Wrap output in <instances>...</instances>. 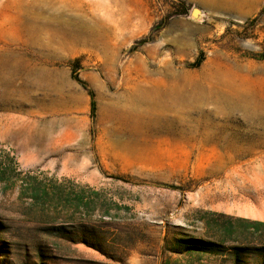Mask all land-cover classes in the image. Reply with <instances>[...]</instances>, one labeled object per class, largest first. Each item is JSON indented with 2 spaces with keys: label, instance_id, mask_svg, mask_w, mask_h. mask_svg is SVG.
<instances>
[{
  "label": "rangeland",
  "instance_id": "rangeland-1",
  "mask_svg": "<svg viewBox=\"0 0 264 264\" xmlns=\"http://www.w3.org/2000/svg\"><path fill=\"white\" fill-rule=\"evenodd\" d=\"M0 67V264H226L175 242L261 207L264 0H0Z\"/></svg>",
  "mask_w": 264,
  "mask_h": 264
},
{
  "label": "trees",
  "instance_id": "trees-1",
  "mask_svg": "<svg viewBox=\"0 0 264 264\" xmlns=\"http://www.w3.org/2000/svg\"><path fill=\"white\" fill-rule=\"evenodd\" d=\"M31 198L35 199L36 194ZM199 221L204 230L202 237L178 239L176 254L190 259H218L226 264H264L263 222L213 213L204 214Z\"/></svg>",
  "mask_w": 264,
  "mask_h": 264
},
{
  "label": "crops",
  "instance_id": "crops-1",
  "mask_svg": "<svg viewBox=\"0 0 264 264\" xmlns=\"http://www.w3.org/2000/svg\"><path fill=\"white\" fill-rule=\"evenodd\" d=\"M239 217L264 223V196L261 202V207L248 208L247 213L241 214Z\"/></svg>",
  "mask_w": 264,
  "mask_h": 264
},
{
  "label": "bare ground",
  "instance_id": "bare-ground-1",
  "mask_svg": "<svg viewBox=\"0 0 264 264\" xmlns=\"http://www.w3.org/2000/svg\"><path fill=\"white\" fill-rule=\"evenodd\" d=\"M35 7V6H34ZM21 8H23V5L22 6H19V9H18V11H19V13H29V14H33L34 12H35V9L33 8V6L32 5H30V4H25V8L24 9H21ZM17 11V12H18ZM49 12V11H48ZM42 13V12H41ZM58 13V12H57ZM53 14V13H52ZM63 14V13H62ZM60 16H62V15H60ZM66 16V15H65ZM68 17V16H67ZM69 18V17H68ZM58 19H60L59 17H58ZM57 19V20H58ZM61 19H63V16L61 17ZM33 22V21H32ZM34 24H35V26L36 25H38V23H36V22H33V23H31V25H29V27L31 28V29H33L34 31L36 30L37 31V26L35 27L34 26ZM2 56V55H1ZM5 56V55H4ZM6 57V56H5ZM10 57H11V55H10ZM10 59V58H9ZM15 59V58H14ZM4 61H5V59H4ZM10 62H11V59H10ZM14 62V61H13ZM3 63V62H2ZM12 63V62H11ZM16 63V62H15ZM15 63H14V65H15ZM2 65V64H1ZM6 65V64H5ZM13 65V64H12ZM3 66V65H2ZM1 66V67H2ZM7 66V65H6ZM10 66V65H9ZM0 67V70H3V68H1ZM4 67V66H3ZM13 67V66H12ZM15 67V66H14ZM7 68V67H6ZM7 70H9V69H7ZM4 72H5V70H4ZM8 72V71H7ZM2 75V74H1ZM4 75V74H3ZM9 75H11V74H9ZM3 77V76H2ZM3 78H5L6 79V77H3ZM1 81V80H0ZM5 82V81H4ZM1 85V84H0Z\"/></svg>",
  "mask_w": 264,
  "mask_h": 264
}]
</instances>
